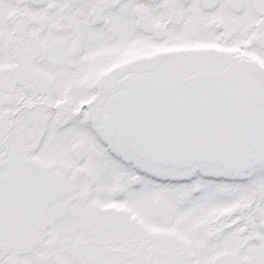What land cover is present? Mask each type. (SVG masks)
<instances>
[{
	"label": "snow or ice",
	"instance_id": "6c2138e0",
	"mask_svg": "<svg viewBox=\"0 0 264 264\" xmlns=\"http://www.w3.org/2000/svg\"><path fill=\"white\" fill-rule=\"evenodd\" d=\"M0 264H264V0H0Z\"/></svg>",
	"mask_w": 264,
	"mask_h": 264
}]
</instances>
